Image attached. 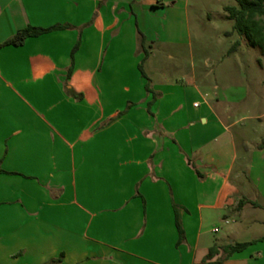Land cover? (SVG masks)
<instances>
[{"label":"crops","instance_id":"crops-1","mask_svg":"<svg viewBox=\"0 0 264 264\" xmlns=\"http://www.w3.org/2000/svg\"><path fill=\"white\" fill-rule=\"evenodd\" d=\"M189 4L0 0V264H204L255 241L224 264H264V235L237 228L249 207L264 224V122L235 131L194 64L148 74L192 50Z\"/></svg>","mask_w":264,"mask_h":264},{"label":"rangeland","instance_id":"rangeland-1","mask_svg":"<svg viewBox=\"0 0 264 264\" xmlns=\"http://www.w3.org/2000/svg\"><path fill=\"white\" fill-rule=\"evenodd\" d=\"M236 5V0H190L192 50L184 48L178 58L164 62L157 53L148 63L147 70L156 80L161 68H167L171 76L180 70L190 71L193 64L197 72H212L210 83H201L202 87L211 88V93L216 90L228 102L231 100V119L238 121L234 130L241 132L246 128L255 139L258 136L254 131L256 126L264 122L260 117L264 113V49L234 31L235 22L228 18L225 8ZM237 41H240V46L231 52ZM252 212L253 208L246 209L244 223L237 226L238 236L248 233L258 238L264 235V224L248 226V215ZM225 231L226 227H219V233L211 236L222 238Z\"/></svg>","mask_w":264,"mask_h":264},{"label":"trees","instance_id":"trees-1","mask_svg":"<svg viewBox=\"0 0 264 264\" xmlns=\"http://www.w3.org/2000/svg\"><path fill=\"white\" fill-rule=\"evenodd\" d=\"M236 2V6H228L225 8V11L228 13V18L235 22L233 28L234 31H236L240 36L247 37L253 45H259L264 49V0H236ZM65 28H67V26L63 25H57L50 28L30 26L19 31L16 36L9 40L6 44L19 46L22 45L28 38L39 37L52 31L62 30ZM240 44V41H237L230 51H237ZM144 53V58L139 64V70L142 77L147 81L146 90L153 93L151 88V79L145 71V62L149 56V52L145 50ZM155 99L156 96L154 100ZM197 173L200 176V172L197 171ZM253 205L256 206L257 204L253 203ZM177 227L180 235L179 242H182L184 239V232L178 221ZM259 241H264V237ZM256 242L257 241L250 243H237L235 245H226L223 247L214 245L210 249L204 264H224V262L227 261L233 254L244 251L247 247ZM219 254H221V256L214 261L213 259Z\"/></svg>","mask_w":264,"mask_h":264},{"label":"built area","instance_id":"built-area-1","mask_svg":"<svg viewBox=\"0 0 264 264\" xmlns=\"http://www.w3.org/2000/svg\"><path fill=\"white\" fill-rule=\"evenodd\" d=\"M198 104H196V106H197ZM226 223H228V221L226 222ZM214 232H218V228H216L215 230H214Z\"/></svg>","mask_w":264,"mask_h":264}]
</instances>
